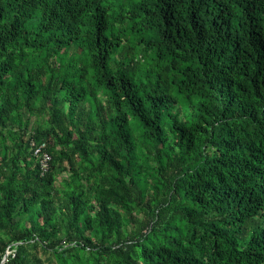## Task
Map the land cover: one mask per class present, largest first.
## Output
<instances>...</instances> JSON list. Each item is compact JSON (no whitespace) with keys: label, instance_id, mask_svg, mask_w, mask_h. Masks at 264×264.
Here are the masks:
<instances>
[{"label":"trees","instance_id":"obj_1","mask_svg":"<svg viewBox=\"0 0 264 264\" xmlns=\"http://www.w3.org/2000/svg\"><path fill=\"white\" fill-rule=\"evenodd\" d=\"M0 264H264V0H0Z\"/></svg>","mask_w":264,"mask_h":264},{"label":"built area","instance_id":"obj_2","mask_svg":"<svg viewBox=\"0 0 264 264\" xmlns=\"http://www.w3.org/2000/svg\"><path fill=\"white\" fill-rule=\"evenodd\" d=\"M32 147L34 149V155L39 159L42 173L45 174L50 169V163L52 160V156L48 151V143H36L32 142Z\"/></svg>","mask_w":264,"mask_h":264}]
</instances>
